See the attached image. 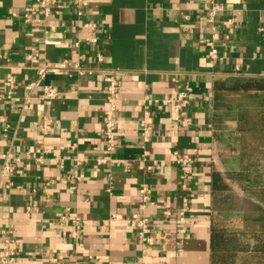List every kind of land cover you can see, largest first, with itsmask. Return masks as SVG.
Listing matches in <instances>:
<instances>
[{"label": "crops", "instance_id": "crops-1", "mask_svg": "<svg viewBox=\"0 0 264 264\" xmlns=\"http://www.w3.org/2000/svg\"><path fill=\"white\" fill-rule=\"evenodd\" d=\"M216 1L223 5L217 24L228 17L235 23L227 31L229 37L220 29L215 41L220 59L211 61L204 41L212 36L203 8L206 0H90L82 17L75 8H64L48 18L56 28L47 37L59 41L49 45L38 40L44 37L41 26L22 18L34 0H0L1 47L21 85L36 77L24 66V56L35 44L51 61L68 57L96 70L90 76L49 74L46 81L60 91L49 106L34 99L22 113L11 102H0V151L11 149L25 159L13 186L0 192V230L14 232L15 264H59L51 256L79 264H264L256 236L264 200L253 192L257 186L252 183L261 182L264 171L230 163L245 157L230 149L229 136L236 135L229 131L234 129L227 116L231 108L222 110L221 104L223 98L257 96L264 90L215 88L220 79L264 76V0ZM84 18L101 26L97 47L83 42L79 48L72 46L88 35L87 29L78 28ZM96 50L104 53L103 62L96 61ZM104 68L116 69L121 80L118 147L108 164L97 161L107 153ZM9 70L6 61H0V83ZM186 86L191 88L187 127L174 120L172 105L158 112L152 100L144 101L146 95L176 96ZM23 93L21 86L13 102L19 104ZM146 106L154 136L143 143L140 119ZM45 115L52 119L47 132L38 127ZM175 148L194 151L198 158L189 192L179 186ZM145 150L148 158H143ZM27 153L47 156L41 163L27 159ZM76 157L88 160L73 177ZM152 159H158L160 167L147 171L142 165ZM142 184L152 188L153 202L146 209L156 237L151 246L140 241L129 221L141 200ZM185 195L190 199L186 220L179 222ZM166 209L170 216L164 214ZM62 216L66 220L61 221ZM73 216L83 221L76 239L69 235ZM5 246L0 232V251Z\"/></svg>", "mask_w": 264, "mask_h": 264}, {"label": "built area", "instance_id": "built-area-1", "mask_svg": "<svg viewBox=\"0 0 264 264\" xmlns=\"http://www.w3.org/2000/svg\"><path fill=\"white\" fill-rule=\"evenodd\" d=\"M90 6V0H34L33 5L23 11L22 18L24 21L32 22L35 21L41 26V30L44 33L42 39L38 38L40 42L45 45L57 43L47 37V35L55 30L56 26L48 22V18L55 12H59L64 8H75L76 12L80 17L86 15V9ZM203 8L207 14L206 22L210 25L212 32L211 37H206L205 42L208 44V56L211 61L220 59L219 51L215 41L221 37L220 31H223L225 37L228 36V29L231 28L235 23L234 17H228L222 20L220 24H217V16L223 9V5L218 3L216 0H206ZM33 14L37 15L33 17ZM79 29H87L88 35L83 39L77 38L72 42V46L79 48L81 43H87L91 46H98L100 43V31L101 26L96 21L90 18H84L82 22L78 24ZM221 29V30H220ZM1 41V33H0ZM39 44L32 45L24 56V66L32 68L35 72L36 77L34 79H28L21 85L17 74L13 71L15 65L11 62L9 55L2 49L0 42V61L3 59L6 61L7 66L10 68L9 72L3 77L0 83V102H11L10 106L16 107L20 112H25L31 108L34 99H39L44 105H51L60 95L59 88L50 82L46 81V78L51 73L67 72L68 74H79V75H93L96 73L95 67L85 66L81 61L75 60L71 62L68 57H63L56 60H49L46 58L44 53L38 49ZM85 55H82V58ZM97 62H103L105 55L102 50H96ZM101 76L105 82V106L102 107L103 114V137L105 143L106 155L97 159L98 163L108 164L113 161L110 157L118 147L117 137V126H118V91L121 86V80L117 76V70L112 68L101 69ZM177 80V77H173ZM23 87L24 93L19 104L13 102L18 96V89ZM190 87L186 86L176 96L163 95L160 97H153L146 95L144 101L152 100L155 111H162L168 105L173 106L174 120L182 127L190 125V117L188 115L187 106L189 104L188 93ZM151 109L146 106L144 109V115L140 119L141 126V138L143 143H147L152 140L154 136V127L150 121ZM4 120V117L1 119ZM6 122V121H4ZM8 124L6 123L4 131L7 132ZM38 127L42 131H49L52 128V119L49 115L43 117L42 122L38 123ZM6 132L4 135H6ZM63 149V146L61 147ZM46 153H50V150H45ZM175 162L179 166V186L185 191H190V181L192 175L198 168V158L195 152L183 151L180 148L173 150ZM47 156V155H46ZM45 154L36 155L31 157L29 153L25 156L27 159L33 158L37 162H43ZM149 152L145 150L143 158H148ZM61 166L64 165L63 157L59 154L56 155ZM25 160L22 156L7 149L0 151V192L4 189H9L13 186V177L19 172L22 161ZM88 159L85 157H76L74 163V169L71 173L73 177L79 175V170ZM145 160V159H144ZM142 167L147 171L154 170L160 167L158 159H152L151 163L143 164ZM73 188L76 186L73 185ZM141 200L138 203V207L132 212L129 221L133 224L137 230L138 238L144 245H154L156 243V237L153 234L152 223L153 219L146 213L147 207L153 202L152 201V188L147 184H142L140 187ZM189 196L185 195L183 198L184 208L177 215L179 222H185L186 212L185 208L189 205ZM164 214L167 216L171 215L170 210H164ZM66 220L65 216H62L61 221ZM72 229L69 233L73 239L81 237L83 221L79 216H73L71 219ZM184 231V229H181ZM3 235L6 246L0 251V264H15L17 257V248L15 247L14 232L11 228H3L0 230ZM51 261L59 264H79L76 260H60L54 256H51Z\"/></svg>", "mask_w": 264, "mask_h": 264}, {"label": "rangeland", "instance_id": "rangeland-1", "mask_svg": "<svg viewBox=\"0 0 264 264\" xmlns=\"http://www.w3.org/2000/svg\"><path fill=\"white\" fill-rule=\"evenodd\" d=\"M221 104L222 110L231 108L227 113L232 114L229 119L232 120L231 126L233 128L240 125L248 128L242 131L237 150L245 157V160L230 163L234 167L241 166L245 170L259 168V170L264 171V94L230 96L223 98ZM238 113H244L245 118L241 121L237 120ZM235 136H229V141L233 144L238 140ZM227 149L229 148L227 147ZM255 158L260 160L258 164L254 163L253 159ZM259 180L264 183V177Z\"/></svg>", "mask_w": 264, "mask_h": 264}, {"label": "trees", "instance_id": "trees-1", "mask_svg": "<svg viewBox=\"0 0 264 264\" xmlns=\"http://www.w3.org/2000/svg\"><path fill=\"white\" fill-rule=\"evenodd\" d=\"M224 80L220 79L217 80L215 83V88L217 90H230V91H247L251 89H259V90H264V76H259V77H246V78H240V77H234L232 79ZM232 114H227L228 118ZM223 117V115H222ZM221 116L219 117V120L222 118ZM232 117V116H231ZM237 120L241 121L245 118L244 113H238L236 116ZM248 128L237 126L234 127V129L229 130L230 132H233L236 134V138L238 137V140L230 145L231 150H237L239 146V140L241 139V133L244 130H247ZM238 133V134H237ZM254 186H257L255 190H253L254 193H256L257 196L262 198L264 200V183L262 184L260 181L258 183L252 182ZM217 234V232H216ZM256 236L259 238V244H258V249L261 250V252L264 253V214L260 218V226L256 230Z\"/></svg>", "mask_w": 264, "mask_h": 264}]
</instances>
